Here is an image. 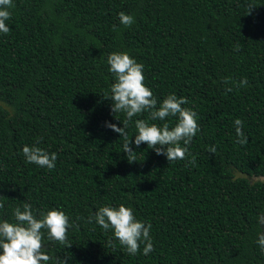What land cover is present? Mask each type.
<instances>
[{
  "label": "trees",
  "instance_id": "16d2710c",
  "mask_svg": "<svg viewBox=\"0 0 264 264\" xmlns=\"http://www.w3.org/2000/svg\"><path fill=\"white\" fill-rule=\"evenodd\" d=\"M0 33V220L31 203L59 209L77 228L71 247L44 243L56 264H264V0H14ZM250 6H255L250 10ZM134 17L130 27L118 13ZM114 26L117 30H113ZM238 47V50H237ZM127 52L144 65L158 103L185 97L200 131L196 163L168 162L146 144L129 162L123 112L108 99L115 82L107 55ZM247 78L249 86L224 84ZM232 87L231 92H225ZM247 143L237 142L234 120ZM136 119L126 129L134 140ZM120 120V121H119ZM173 126L175 117L150 121ZM39 140V144L37 141ZM25 145L56 153L55 168L27 163ZM215 146V154L207 153ZM132 208L151 225L154 251L129 256L87 218L102 205ZM111 241V243H110Z\"/></svg>",
  "mask_w": 264,
  "mask_h": 264
},
{
  "label": "clouds",
  "instance_id": "9594fccd",
  "mask_svg": "<svg viewBox=\"0 0 264 264\" xmlns=\"http://www.w3.org/2000/svg\"><path fill=\"white\" fill-rule=\"evenodd\" d=\"M15 7L14 0H0V33L8 34L10 28L6 23L11 19ZM255 6H250L247 13ZM119 22L124 27H130L135 21L134 17L124 12L118 13ZM113 30H117L114 26ZM238 50V47H237ZM109 71L114 75L115 82L110 88L108 99L112 101V113L123 112L126 119L123 127L105 122V127L120 135L123 140L122 151L131 163L136 161L137 148L143 143L152 149L156 155H163L168 162L187 160L189 164L196 163L195 156L189 153V145L200 131L197 122V113L188 107L185 97L168 94L161 102L153 95L152 90L144 83V65L138 63L127 52H112L107 55ZM225 85L240 88L249 86L247 78L239 81H230L225 78ZM232 87H226L225 92H231ZM148 113V119H136L134 126L136 134L134 140L130 139L126 129L133 117ZM168 117H175L176 123L170 126L165 122L162 126L150 121H165ZM120 121V120H119ZM237 142L241 145L247 143V136L243 132V121L234 120ZM39 144V140L37 141ZM27 163L35 164L41 168L52 170L57 160L56 153H49L38 146L25 145L22 147ZM215 146H209L207 153L215 154ZM3 197V196H0ZM4 203L0 201V209ZM14 222L0 220V264H48L53 259L48 254L44 243L45 233L48 241H55L65 247H71L68 241V229L77 228L78 225L70 223V218L59 209H49L35 214L31 203L17 206L12 213ZM95 223L105 232L111 230L113 238L124 248L129 256H136L143 243L142 254L147 256L154 251L150 235L151 225L138 220L132 208L123 204L113 207L102 205L87 218V223ZM259 223L264 225V215L259 217ZM111 243V241H110ZM256 243L264 251V232L258 234ZM56 264H66L65 259L56 257Z\"/></svg>",
  "mask_w": 264,
  "mask_h": 264
}]
</instances>
